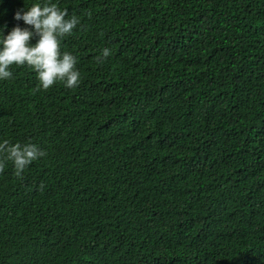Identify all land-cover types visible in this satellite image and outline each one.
Segmentation results:
<instances>
[{"label":"trees","instance_id":"16d2710c","mask_svg":"<svg viewBox=\"0 0 264 264\" xmlns=\"http://www.w3.org/2000/svg\"><path fill=\"white\" fill-rule=\"evenodd\" d=\"M0 264H264V0H0Z\"/></svg>","mask_w":264,"mask_h":264}]
</instances>
